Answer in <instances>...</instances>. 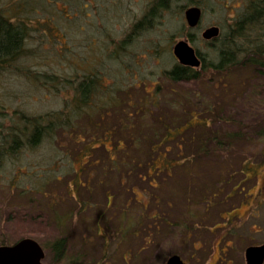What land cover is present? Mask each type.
I'll return each instance as SVG.
<instances>
[{
    "label": "rangeland",
    "instance_id": "obj_1",
    "mask_svg": "<svg viewBox=\"0 0 264 264\" xmlns=\"http://www.w3.org/2000/svg\"><path fill=\"white\" fill-rule=\"evenodd\" d=\"M56 1L24 5L23 0L17 8L15 0H0V6L11 7V14L31 24L27 53L17 65L55 75L50 81L42 74L27 77L25 70L0 72V131L15 127L23 144L13 154L3 153L0 161V244L3 239L12 244L32 237L44 249L43 260L52 264H164L172 254L186 264H226L224 258L229 264H243L246 246L264 243V74L239 89L219 81L170 84L164 75L178 62L172 51L177 40L186 38L208 55L201 31L227 25L243 0H197L203 9L198 26L190 29L194 41L184 34L189 26L179 2H171L170 10L135 35L132 24L153 0ZM122 38L133 40L119 50ZM90 75L100 82L93 101L111 103L112 95L118 105H99V112L101 108L90 107V114L83 110L73 120L79 128L64 130L56 140L43 138L29 148L27 129L19 131L23 121L18 115H45L67 107L74 92L65 78L75 81ZM170 86L177 90L165 91ZM246 86L250 91H243ZM156 89L164 92L152 97L153 106L145 104L143 97ZM131 90L132 96H127ZM181 97L192 98V104L202 100L193 113L197 121L166 148L168 154L176 149L183 155L204 142L210 151L193 162L192 174L184 168L188 160L183 156L175 157L181 161L172 177L155 178L159 185H150L143 165L129 170L133 163L116 160L111 170H104L103 158L118 156L112 151L124 134L116 130L124 117L133 121L145 113L146 122L155 127L158 123L150 117L163 111L166 119L175 115L174 120H182V114L173 111L174 99ZM139 104L141 111L135 113ZM208 106L213 112L206 111ZM95 121L105 125L96 127ZM109 125L115 126L114 134L102 145L101 133H107L102 129ZM133 130L134 125L129 133ZM140 132L141 128L134 134ZM127 136L122 145L132 149ZM190 136H196L195 142L188 140ZM139 147L146 149V144ZM143 202L160 210L155 225L133 222L125 233L119 232V225H127L123 218L144 212ZM60 215L66 218L62 221ZM61 234L68 237L67 251L61 261L53 262L49 243Z\"/></svg>",
    "mask_w": 264,
    "mask_h": 264
},
{
    "label": "trees",
    "instance_id": "obj_2",
    "mask_svg": "<svg viewBox=\"0 0 264 264\" xmlns=\"http://www.w3.org/2000/svg\"><path fill=\"white\" fill-rule=\"evenodd\" d=\"M15 1V3H18V8L23 0ZM32 1L35 0H24V5L31 4ZM184 1L185 2H182L181 0H153L143 12V15L132 24L131 28L133 33L136 35V33L141 31L143 28L150 27L155 19L161 17L162 12L170 10L172 4L171 2H179L181 4L180 9L182 10L184 8L186 9L188 4L198 5L201 7V9H203L201 3L197 0ZM48 2H50V0H48ZM56 2V0H51L52 4L56 5ZM240 6L241 8H239L237 14L231 17V21L227 25L224 27L223 25L219 26L220 30L217 36L208 40L201 36L202 40L206 43L210 51L208 55H206V53L203 54L200 50L196 49L198 56L201 59L200 65L198 67H191L177 62L170 69L164 71V75L166 78H168L167 81L170 84L175 82H191L200 80L204 82L219 81L223 85L236 86V89H239L249 80L253 81L264 74V0H243ZM9 8L11 9V7ZM10 9L0 6V72L4 70H13L16 72L25 70L27 77H31L33 79L37 74H42L43 77L51 79L50 81H52L55 79V75L53 74L50 75L46 71L40 72L37 69L33 71L34 69L30 70L28 68H24L23 66L17 65L18 59L27 53L26 42L29 41L28 29L31 27V24L28 21L17 18L14 14H11ZM15 17L17 19H15ZM190 29L191 27H189L187 30L185 29L184 34L188 39L194 41L195 37L193 38V36H195V34L194 31H191ZM128 36H130V34ZM123 40L124 38L119 41V50H124L125 43L131 42L133 39L128 41L127 38L126 42ZM36 71L39 73H36ZM208 73L211 74L209 77H207ZM65 80L72 84L71 88L74 92V96L71 97L67 107L63 106L58 110L49 111L45 115H28L23 113L18 115L20 120L23 121V126L19 128V131L25 133V130L27 129L26 134H28V136L26 143L29 148L33 149L34 147L38 146L43 138H53L56 140V138L59 136L58 134H62L64 130L71 131L75 128H79L78 123H75L73 120L77 118L83 110L86 114H90V112H92L90 107H94V111H97L102 107V105L110 103L106 101L108 100L106 98H104L106 100H102L103 102H100L101 104L97 102V100L93 101V93L95 92V89H97V85L100 83L99 77L96 75L82 76L80 79L75 81L72 78H65ZM251 87L252 89L254 88V86ZM245 88L243 89L244 92L247 89L250 91L248 87L246 89ZM171 89L177 90L176 88L170 86L169 88H166L165 91ZM260 90L262 91L261 87ZM148 92L149 96L143 97V102H145V104L150 103L149 105L153 106L152 97L154 99L158 98L164 91L156 89L155 93L154 90ZM180 92L186 96L188 95V92ZM127 93V96H132V90L130 92L128 91ZM111 97L113 98L111 103L117 106L118 102L114 101V97L112 95ZM191 99L192 98L187 97L174 99L177 106L175 107L176 109H173V111H176V115L182 114V120H174L177 117L175 115L168 116L166 119L164 115L167 114L166 111H163V114L151 116V120L157 121V127H155L154 123H150L148 121L146 122L145 119H147V117H144L145 113H141L140 119H134L133 121H131L132 118L124 117L123 119L125 121L121 120V123L116 127L117 131H123L124 134L118 137V140L113 146L112 151V153L117 152L118 156L115 159L113 156L109 155H107V158H103L104 160L102 167H104V170H111L116 164V160L120 164L129 162L133 163V166L130 167L129 170H133L132 168L143 165L146 171L145 177L149 178L150 185H159L160 180L159 182L155 181V178L161 179L166 176L172 177L173 173H175L174 171H176V163L181 161L175 157L183 156L184 159L188 160L184 168L188 174H192V165H194V163L199 160L202 153H207L210 151L204 148V142L200 146H196L195 144L196 148L193 152L185 151L183 155H180L182 151L176 149H174L175 151L173 154H168L169 150L166 148L167 143L176 140V137L183 135L182 133L185 129L196 124L197 118L193 115V113L196 111L197 103H202V100L198 99L193 101L192 104ZM130 101L131 100L127 102L128 105H131ZM191 104L192 106L190 107ZM99 105H101V107H99ZM138 106V108L134 109L135 113L141 111V106L143 105L140 106L139 104ZM85 108H88V110ZM102 109L103 108L97 112L101 111ZM144 109L145 111L147 110V108ZM107 110L108 109H104L103 111ZM206 111L213 112V108L208 106L206 107ZM151 113H153L152 110ZM189 113L191 115L187 116L186 114ZM95 124L97 125L96 127L99 128L101 125H105L104 122L96 123V121ZM132 125H134V133L135 130L139 128H141L142 132H140L138 135L134 133L130 134ZM114 127V125H109L107 128L102 129L107 131V133H101L104 138H102L100 141L102 145L105 144V139H107V137L113 136L112 134H114ZM146 128H148L149 131ZM1 134L3 135V138L0 140V144H3L4 141L7 140V145H0V161L5 153L13 154L17 152L18 148L23 146V144L21 145L19 143V136L21 133H17L15 127H11L10 130L5 133L0 131V135ZM187 135H185V137H187ZM234 135L235 133H230L231 137ZM123 136H127L129 139V142H127H131L133 144L134 147L132 149L129 147L125 148L122 145L121 139L123 140ZM139 138L141 141H139ZM195 138L196 136H190L188 140H193L195 142ZM213 138L218 140L216 139V135H213ZM196 141H199V138H197ZM143 143L146 144V149L139 147L140 144ZM19 145H21V147ZM160 146H162L164 149H158ZM106 159H109V161H106ZM246 168L248 167L246 166ZM142 204L144 212H142L140 215L133 214L130 217L123 218L122 220H127V225H119V232L125 233L127 226L133 224V222H136L139 226L144 223L148 227L155 225V219L159 216H162L161 212H158L160 210L148 208L145 202ZM123 212L124 211H122V213ZM60 218L63 221L66 217L60 215ZM98 227L99 225L97 228ZM120 229L122 230L120 231ZM104 239L106 238L104 237ZM67 240V235L61 234L49 243L50 245L48 249L52 250L53 262L61 261V259H63L65 256L68 247ZM1 243L5 244L4 239L1 241Z\"/></svg>",
    "mask_w": 264,
    "mask_h": 264
},
{
    "label": "water",
    "instance_id": "obj_3",
    "mask_svg": "<svg viewBox=\"0 0 264 264\" xmlns=\"http://www.w3.org/2000/svg\"><path fill=\"white\" fill-rule=\"evenodd\" d=\"M184 17L189 27L199 24L202 9L198 5H190L184 10ZM218 25H210L201 31L204 39L214 38L219 34ZM172 51L178 62L183 65L198 67L201 59L197 50L186 38L177 40ZM45 256L42 245L32 237H22L12 244H0V264H52L43 260ZM248 264H261L264 260V244L248 247L246 250ZM164 264H185L179 255L172 254Z\"/></svg>",
    "mask_w": 264,
    "mask_h": 264
},
{
    "label": "flooded vegetation",
    "instance_id": "obj_4",
    "mask_svg": "<svg viewBox=\"0 0 264 264\" xmlns=\"http://www.w3.org/2000/svg\"><path fill=\"white\" fill-rule=\"evenodd\" d=\"M262 244H264V243H263V242H261V243H257V242H256V244H249V245L246 246V248H245V250H244V258H243L244 261H243V264H248V263H247V259H246V250H247V248H248V247H251V246L256 247V246H259V245H262ZM177 255H178V254H177ZM180 258H181V257H180ZM181 259H182V261L186 264L185 260H184L183 258H181ZM223 260H224V262H225L226 264H227V263H228V264L230 263L228 258H224ZM261 264H264V260H263V262H262Z\"/></svg>",
    "mask_w": 264,
    "mask_h": 264
}]
</instances>
